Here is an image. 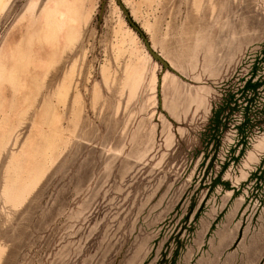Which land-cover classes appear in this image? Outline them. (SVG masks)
<instances>
[{
	"label": "rangeland",
	"instance_id": "374dc122",
	"mask_svg": "<svg viewBox=\"0 0 264 264\" xmlns=\"http://www.w3.org/2000/svg\"><path fill=\"white\" fill-rule=\"evenodd\" d=\"M124 3L166 67L115 0H0V264H264V0Z\"/></svg>",
	"mask_w": 264,
	"mask_h": 264
},
{
	"label": "trees",
	"instance_id": "16d2710c",
	"mask_svg": "<svg viewBox=\"0 0 264 264\" xmlns=\"http://www.w3.org/2000/svg\"><path fill=\"white\" fill-rule=\"evenodd\" d=\"M263 81H255L253 82L252 80H248L245 85H244V88L245 90H250L252 91L254 94L255 92H257V89L262 85ZM222 108V106H221ZM220 113H221V110H214L213 111V114H212V117L211 119L209 120V131H214V132H217V133H221V131L224 129V126L221 124L220 122ZM250 117L247 113H245L244 115V119H243V123L245 124H248L250 123ZM240 128V127H238ZM242 129V128H241ZM216 143H219L217 140H216Z\"/></svg>",
	"mask_w": 264,
	"mask_h": 264
},
{
	"label": "water",
	"instance_id": "95a60500",
	"mask_svg": "<svg viewBox=\"0 0 264 264\" xmlns=\"http://www.w3.org/2000/svg\"><path fill=\"white\" fill-rule=\"evenodd\" d=\"M117 6L119 7L120 11L122 12L123 16L125 17L126 21L128 22V24L131 26V28H133L137 34L141 37V39L143 40V44L145 46L146 51L148 52V54L155 60L159 61L162 63V65L164 67H166V63L162 60V58H160V56L152 49V47L150 46L149 41L147 40L146 36L143 34V32L141 31V29L139 28V26L137 24H135L133 22V20L131 19L130 13L128 11V9L126 8V6L123 4L122 0H115Z\"/></svg>",
	"mask_w": 264,
	"mask_h": 264
},
{
	"label": "crops",
	"instance_id": "0c3cea01",
	"mask_svg": "<svg viewBox=\"0 0 264 264\" xmlns=\"http://www.w3.org/2000/svg\"><path fill=\"white\" fill-rule=\"evenodd\" d=\"M122 2L124 3V0H122ZM125 4V3H124ZM126 5V4H125ZM128 8V7H127ZM129 10V9H128ZM131 16V15H130ZM72 31H70V37L73 36L74 33H71Z\"/></svg>",
	"mask_w": 264,
	"mask_h": 264
},
{
	"label": "bare ground",
	"instance_id": "6f19581e",
	"mask_svg": "<svg viewBox=\"0 0 264 264\" xmlns=\"http://www.w3.org/2000/svg\"><path fill=\"white\" fill-rule=\"evenodd\" d=\"M124 4V3H123Z\"/></svg>",
	"mask_w": 264,
	"mask_h": 264
}]
</instances>
